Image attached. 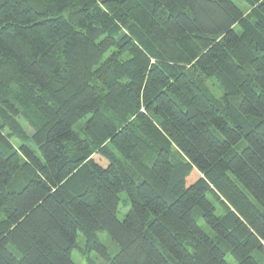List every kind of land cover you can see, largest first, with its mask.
<instances>
[{"label":"trees","instance_id":"obj_1","mask_svg":"<svg viewBox=\"0 0 264 264\" xmlns=\"http://www.w3.org/2000/svg\"><path fill=\"white\" fill-rule=\"evenodd\" d=\"M241 1L0 0V264H76L79 234L105 264H264V0Z\"/></svg>","mask_w":264,"mask_h":264},{"label":"rangeland","instance_id":"obj_2","mask_svg":"<svg viewBox=\"0 0 264 264\" xmlns=\"http://www.w3.org/2000/svg\"><path fill=\"white\" fill-rule=\"evenodd\" d=\"M235 3H236V5H238L243 10V12L246 13L248 11V6L246 5V3L244 1L235 0ZM234 29L239 30L240 28L238 25H235ZM204 84L216 99L221 98L222 91H221V88L219 87V85L215 82V80H207L204 82ZM17 121L28 134H32L34 132V128L30 124L29 120L23 114H21L20 116L17 117ZM83 124H84V121L79 122L76 125V129L80 130V128L82 127ZM5 132L9 133L8 130H5ZM8 139L15 147L18 146L19 141L14 136H10V137H8ZM121 197H122V204L119 207L118 213H117V217L120 220L123 219V217L127 211V208H126L125 203H124L125 202V198H124L125 196L122 195ZM216 205H217L218 212L222 213L223 210H222L221 206L218 203H216ZM199 225L207 231V227L202 222H199ZM98 237L111 253L115 252V250H116L115 245L105 232H99ZM76 242H77L76 248L72 251V254H71L72 260L76 264H85L88 258L93 259L96 262V264H105V262L102 259H100L94 252H92V251L86 252L85 251V249H84L85 243H84V239H83L81 234L78 235ZM226 259L228 262L234 263V260L230 255H227Z\"/></svg>","mask_w":264,"mask_h":264}]
</instances>
